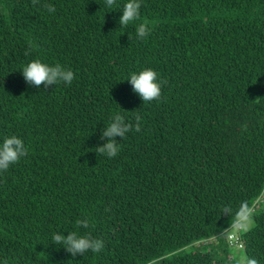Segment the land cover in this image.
Here are the masks:
<instances>
[{
	"label": "trees",
	"instance_id": "trees-1",
	"mask_svg": "<svg viewBox=\"0 0 264 264\" xmlns=\"http://www.w3.org/2000/svg\"><path fill=\"white\" fill-rule=\"evenodd\" d=\"M127 2L0 0V143L28 149L0 172V264H238L237 222L264 264V0H139L121 27ZM34 60L75 78L30 86ZM146 69L159 101L128 82ZM116 114L141 131L109 158L95 148ZM69 232L104 247L73 257L53 240Z\"/></svg>",
	"mask_w": 264,
	"mask_h": 264
},
{
	"label": "clouds",
	"instance_id": "clouds-1",
	"mask_svg": "<svg viewBox=\"0 0 264 264\" xmlns=\"http://www.w3.org/2000/svg\"><path fill=\"white\" fill-rule=\"evenodd\" d=\"M38 0H33V3H37ZM108 7L118 6L116 0H106ZM49 12H54L55 8L51 5H45ZM141 4L139 0H128L123 6V15L119 19L121 27H126L129 24L135 22L140 18ZM151 32V29L145 23L139 24L136 30L138 38L144 39ZM29 52L26 51L25 55ZM24 80L30 86L39 87L44 85L45 89L49 86L57 85L60 83L71 84L75 78L74 73L70 69L62 67L59 63L55 66H49L40 60H34L30 62L22 70ZM128 82L133 86V90L142 99L143 103L159 101L161 98V89L163 81L158 80V73L152 69H146L138 74H131ZM136 124L126 122L124 117L120 114L113 116L112 121L103 131L101 139L107 138V142L103 147L97 146L95 152L107 155L109 158L115 157L119 152L117 137L123 139L126 134L133 130L136 132L141 131V124L139 123L140 117L136 116ZM28 154V149L25 146L22 139L13 135L4 138L0 143V172L7 171V169L20 161L22 157ZM246 211V210H245ZM78 227L88 228L89 222L87 220H77ZM239 222L235 223L231 228L224 232L227 243L232 250L236 248L240 250L243 248V242L241 240ZM53 240L55 244H60L65 251L70 253L73 257L80 255L83 256L86 252L91 251L93 253H99L103 247V241L94 239L91 235L78 236L75 232H69V235L65 238L63 235L54 234ZM217 237H213L210 241L202 242L203 245L211 243V241H217ZM233 257V255H231ZM239 264H258L254 258H248L241 256Z\"/></svg>",
	"mask_w": 264,
	"mask_h": 264
},
{
	"label": "rangeland",
	"instance_id": "rangeland-1",
	"mask_svg": "<svg viewBox=\"0 0 264 264\" xmlns=\"http://www.w3.org/2000/svg\"><path fill=\"white\" fill-rule=\"evenodd\" d=\"M245 225L251 226L252 225V222L251 221H247L245 223ZM232 254H233L234 258H235L236 263H238V264H239L240 257L241 256H245V254H244L243 251L237 250L236 248L233 249Z\"/></svg>",
	"mask_w": 264,
	"mask_h": 264
}]
</instances>
